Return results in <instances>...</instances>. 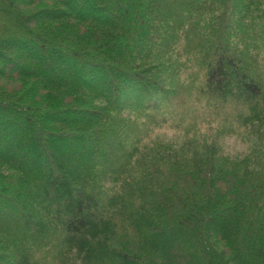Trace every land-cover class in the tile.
<instances>
[{
    "label": "trees",
    "instance_id": "obj_1",
    "mask_svg": "<svg viewBox=\"0 0 264 264\" xmlns=\"http://www.w3.org/2000/svg\"><path fill=\"white\" fill-rule=\"evenodd\" d=\"M185 1L0 0V264H264V0Z\"/></svg>",
    "mask_w": 264,
    "mask_h": 264
},
{
    "label": "rangeland",
    "instance_id": "obj_2",
    "mask_svg": "<svg viewBox=\"0 0 264 264\" xmlns=\"http://www.w3.org/2000/svg\"><path fill=\"white\" fill-rule=\"evenodd\" d=\"M170 0H158V1H156V0H153V1H151V2H147V0H139V4L141 5H147V7L148 8H157V7H161V6H165V7H168V8H170V2H169ZM156 2V3H155ZM187 4V1H185V0H177V2H176V5H175V7L174 8H176V9H178V8H181V7H183V6H185ZM120 19H122V18H120ZM123 20V19H122ZM2 37V36H1ZM3 70L4 71H6V69L5 68H3ZM43 70V69H42ZM58 74L57 73H52V74H47V76L49 77V78H53V77H55V76H57ZM190 97V91H186V92H183V98H186V99H188ZM204 108H202L199 112L201 113V116H199V114H198V108H197V112L195 113V108L188 114V116H190V115H193L194 113V117H193V119L194 120H203V121H205V122H203L202 124L203 125H206V123H209L208 121H207V118H209V117H211V118H215V116L216 117H219L220 115L218 114V116L216 115V114H214L212 111L210 112L209 111V108L208 107H206V106H203ZM206 107V108H205ZM229 109V108H228ZM204 110V111H203ZM229 112H231V111H229ZM228 112V113H229ZM229 115H233V114H230L229 113ZM214 119H212V121H213ZM204 127V126H203ZM119 135H121V133H118V136ZM229 135V134H228ZM226 146L228 147V149L229 150H231L232 152H235V151H244L245 149H246V143L245 142H241L240 140H236L235 138H234V136L233 137H229L228 138V140H227V142H226ZM1 220L3 221H15L14 219H13V215L11 216H8V217H6V218H1Z\"/></svg>",
    "mask_w": 264,
    "mask_h": 264
}]
</instances>
